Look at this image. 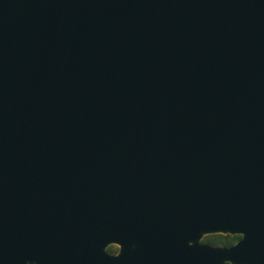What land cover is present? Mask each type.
I'll return each instance as SVG.
<instances>
[{
    "label": "water",
    "instance_id": "obj_1",
    "mask_svg": "<svg viewBox=\"0 0 264 264\" xmlns=\"http://www.w3.org/2000/svg\"><path fill=\"white\" fill-rule=\"evenodd\" d=\"M0 264H264V0H0Z\"/></svg>",
    "mask_w": 264,
    "mask_h": 264
},
{
    "label": "trees",
    "instance_id": "obj_2",
    "mask_svg": "<svg viewBox=\"0 0 264 264\" xmlns=\"http://www.w3.org/2000/svg\"><path fill=\"white\" fill-rule=\"evenodd\" d=\"M240 236L234 235V236H229V235H208L204 236L201 239V243L208 244L211 246H221V247H229L232 244H234ZM116 247L115 246H109L106 248V251L109 254H115L116 253Z\"/></svg>",
    "mask_w": 264,
    "mask_h": 264
},
{
    "label": "flooded vegetation",
    "instance_id": "obj_3",
    "mask_svg": "<svg viewBox=\"0 0 264 264\" xmlns=\"http://www.w3.org/2000/svg\"><path fill=\"white\" fill-rule=\"evenodd\" d=\"M111 246H113V245H111ZM116 247V246H115ZM116 249H117V247H116ZM116 252H117V250H116Z\"/></svg>",
    "mask_w": 264,
    "mask_h": 264
}]
</instances>
